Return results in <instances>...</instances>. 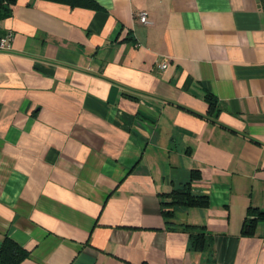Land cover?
Wrapping results in <instances>:
<instances>
[{
  "label": "crops",
  "instance_id": "0c3cea01",
  "mask_svg": "<svg viewBox=\"0 0 264 264\" xmlns=\"http://www.w3.org/2000/svg\"><path fill=\"white\" fill-rule=\"evenodd\" d=\"M96 1L0 17V247L30 250L20 264H264V218L243 233L264 210L260 1ZM184 187L209 203L167 223ZM199 228L210 249L190 246Z\"/></svg>",
  "mask_w": 264,
  "mask_h": 264
},
{
  "label": "trees",
  "instance_id": "16d2710c",
  "mask_svg": "<svg viewBox=\"0 0 264 264\" xmlns=\"http://www.w3.org/2000/svg\"><path fill=\"white\" fill-rule=\"evenodd\" d=\"M17 0H0V17L10 13L12 6ZM70 4L71 6H82L95 10L102 9V6L96 0H57ZM264 11V0H259ZM209 100L214 97L208 94ZM215 105V104H214ZM213 106V105H212ZM168 194L169 201H161L162 211L167 223L172 222V216L178 206H206L209 203V197L206 194H196L189 187L173 189ZM249 214L243 224V233L249 234L254 230L255 222L258 218H264V210L259 207H250ZM199 226V225H193ZM202 227V226H201ZM190 246L194 250L210 249L213 245V236L202 228L191 230ZM30 255V250L26 249L12 238L6 237L0 247V264H20Z\"/></svg>",
  "mask_w": 264,
  "mask_h": 264
},
{
  "label": "built area",
  "instance_id": "2783aa9c",
  "mask_svg": "<svg viewBox=\"0 0 264 264\" xmlns=\"http://www.w3.org/2000/svg\"><path fill=\"white\" fill-rule=\"evenodd\" d=\"M139 16H140V20H141L143 23H148L149 19H148V15H147V12H146V11H141V12L139 13ZM4 45H5V40L2 39V40L0 41V48H1V47H4ZM168 64H169V61H168V60H165V61H163V62L161 63V66H162V67H167Z\"/></svg>",
  "mask_w": 264,
  "mask_h": 264
}]
</instances>
